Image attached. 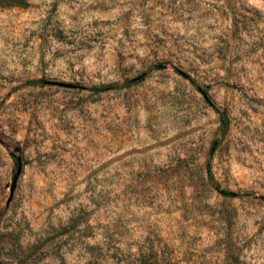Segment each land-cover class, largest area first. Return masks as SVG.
Here are the masks:
<instances>
[{
	"label": "rangeland",
	"instance_id": "1",
	"mask_svg": "<svg viewBox=\"0 0 264 264\" xmlns=\"http://www.w3.org/2000/svg\"><path fill=\"white\" fill-rule=\"evenodd\" d=\"M0 262L264 264V0H0Z\"/></svg>",
	"mask_w": 264,
	"mask_h": 264
},
{
	"label": "water",
	"instance_id": "2",
	"mask_svg": "<svg viewBox=\"0 0 264 264\" xmlns=\"http://www.w3.org/2000/svg\"><path fill=\"white\" fill-rule=\"evenodd\" d=\"M163 67V66H160ZM139 78H141V76H138L136 78H134L133 80H138ZM48 83L51 84H56V85H60V86H65V87H73L75 86L74 84L71 83H67V82H59V81H49ZM15 151L19 152L20 148L19 147H15ZM16 152H12V156L14 157V159L17 161V170L15 171L13 178H12V182L10 185H8V187L10 188V196L7 200V204L9 205L14 197V193L16 190V186H17V182L18 179L20 177V174L22 173V169H23V161L20 155L16 154ZM0 264H13V263H2L0 262Z\"/></svg>",
	"mask_w": 264,
	"mask_h": 264
},
{
	"label": "trees",
	"instance_id": "3",
	"mask_svg": "<svg viewBox=\"0 0 264 264\" xmlns=\"http://www.w3.org/2000/svg\"><path fill=\"white\" fill-rule=\"evenodd\" d=\"M23 3H25V2H23ZM111 88H112V86L103 85V86L95 87L94 90H96L98 92H103V91H107V90H109Z\"/></svg>",
	"mask_w": 264,
	"mask_h": 264
}]
</instances>
